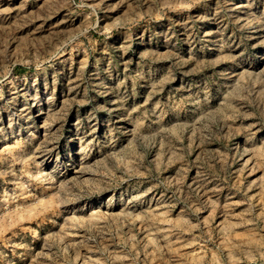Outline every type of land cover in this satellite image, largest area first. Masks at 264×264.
<instances>
[{
    "label": "rangeland",
    "instance_id": "374dc122",
    "mask_svg": "<svg viewBox=\"0 0 264 264\" xmlns=\"http://www.w3.org/2000/svg\"><path fill=\"white\" fill-rule=\"evenodd\" d=\"M0 264H264V0H0Z\"/></svg>",
    "mask_w": 264,
    "mask_h": 264
}]
</instances>
